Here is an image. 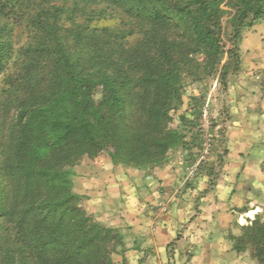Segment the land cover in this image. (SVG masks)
<instances>
[{"label":"trees","instance_id":"1","mask_svg":"<svg viewBox=\"0 0 264 264\" xmlns=\"http://www.w3.org/2000/svg\"><path fill=\"white\" fill-rule=\"evenodd\" d=\"M224 2L0 0V264H113L121 236L86 212L71 170L201 148L202 83L226 90L244 31L264 24V0ZM185 77L200 86L182 109ZM242 231L263 264L264 222Z\"/></svg>","mask_w":264,"mask_h":264},{"label":"rangeland","instance_id":"2","mask_svg":"<svg viewBox=\"0 0 264 264\" xmlns=\"http://www.w3.org/2000/svg\"><path fill=\"white\" fill-rule=\"evenodd\" d=\"M225 2L222 8L228 9ZM239 56V70L228 76L226 90L220 92L217 77L202 83L208 91L200 120V149L194 146L187 149L189 144L187 148L169 149L157 165L141 168L113 165L103 152L93 159L83 156L71 170L73 180L83 163L104 159L131 180L127 184L128 193H136L131 191L137 188L143 201L141 206L146 209L147 204L152 213L150 234L161 236L155 223L165 228L166 246H157L156 261L149 259V255L142 258L144 264H261L249 246L241 245L240 239L242 228L258 218L264 222L262 22L244 31ZM198 84L188 77L183 79L182 109L187 108L190 95L197 93ZM181 113V110L175 113L174 119ZM171 127L178 128V121ZM73 192L76 193L74 189ZM92 216L121 236L122 244L111 256L113 264H129L126 248L134 246V235L123 227L126 223L119 221L116 227Z\"/></svg>","mask_w":264,"mask_h":264},{"label":"crops","instance_id":"3","mask_svg":"<svg viewBox=\"0 0 264 264\" xmlns=\"http://www.w3.org/2000/svg\"><path fill=\"white\" fill-rule=\"evenodd\" d=\"M130 181L122 170L113 167L107 160L103 159L97 162L83 163L77 169L72 184L76 194L85 198L88 213L107 221L108 225L114 224L119 227L116 224L119 221L126 223L123 227L134 235V246L129 247V249L126 248L129 253V264H133L135 260L136 263L134 262V264H144L145 261L143 262L142 258L149 255V259L156 261L157 246H166L167 242L163 239L165 228L159 226V222L155 223V227L157 230L159 229L158 232L161 236L150 234L149 230H152L151 225H153L152 213L150 209L147 210V204L144 203L146 209L141 206L143 201L139 199L137 188L131 191L136 193L132 195L128 193L130 190H128L127 184ZM143 244L148 246L144 249L141 247Z\"/></svg>","mask_w":264,"mask_h":264}]
</instances>
